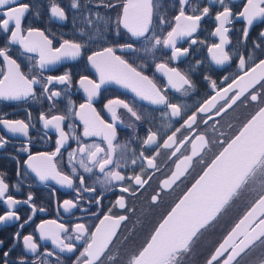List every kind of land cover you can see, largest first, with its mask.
<instances>
[{
    "label": "flooded vegetation",
    "instance_id": "obj_1",
    "mask_svg": "<svg viewBox=\"0 0 264 264\" xmlns=\"http://www.w3.org/2000/svg\"><path fill=\"white\" fill-rule=\"evenodd\" d=\"M77 2L79 7L74 8L72 7L73 0H17V6L29 5V10L22 18V34L26 35L28 28L40 29L49 39L53 40V47H59L64 39L87 45L82 55L74 60L65 59L41 70L37 63L38 54L28 53L18 44L6 45V41L10 39L11 28L8 34L0 28V47L9 48L8 54L20 64L21 71L29 78L32 75L40 78L41 74L47 77L59 76L66 71L71 73L70 84L54 82L48 86L47 93L41 85H35L34 97L30 96L20 101L0 100V114H6L4 118L21 119L26 122L30 119L28 137L8 133L0 125V135L7 140L6 145L0 148V173L3 174L0 178L9 186L5 198L11 195L17 200L24 201L29 193L32 194L30 204L21 203L13 208L7 206L4 202L5 198H0V216L8 211H14L19 216V220L0 222V241L3 242L0 244V264H21V260L24 264H75L85 241H69L67 236L75 235L72 229L78 223L85 224L90 231H94L95 226L106 214L113 217L126 216L127 220L118 226L117 235L114 237L113 244L102 256V262L103 264H128L130 257L145 244L162 218L202 174L206 164L222 150L221 144L216 141H226L237 134L241 126L261 106L258 102L250 101L246 92L231 109L221 116L214 117V120L209 121L208 124L201 123V117L198 115L197 125H194L195 131L189 132L184 129L177 134V140L184 137L194 138L198 132L206 136L210 142L209 146L199 156L193 158L191 166L171 188L161 190L162 181L169 178L176 170V164L180 159L184 155H191V144L185 143L181 147V152L176 156H171L170 153L174 149L157 147L155 144L145 145L144 139L150 131L156 132L158 143L162 145L163 140L176 128H180L187 115H191L205 99L215 95L220 89L226 88L233 79L243 75L250 66L264 59V37L259 35L264 30V17H257L253 24L248 26L246 19L238 15L247 5V0H224V4L219 3V0H187L184 4L185 15H201L204 7L209 8V13L202 16L197 31L192 36L183 37L177 42L176 46L181 49L187 48L188 53L178 59H170L172 49L158 45L153 50L152 42L144 38L131 37V34L122 26L119 35H116L115 20L121 11L120 0H112L115 4L113 8L105 7L100 0H77ZM53 5L63 8L67 19L61 20L52 16L51 7ZM153 6L151 32L148 35L154 32L163 38L176 24L174 18L179 15L180 3L179 0H153ZM225 6L229 7L233 13L230 23L225 25L229 29L226 34L229 43L223 46L230 59L223 64H217L212 59L209 49L212 45L220 43V37L213 34L219 25L215 16L223 11ZM261 6L264 7V5ZM97 13L110 18V23L106 26L103 20L97 19ZM89 19L92 23H88ZM161 19L163 23L160 22ZM245 28L248 29L246 39L243 37ZM192 40L196 43H191ZM125 43L134 44L137 51L117 50L116 55L127 60L137 71L149 76L170 103L181 106L182 115L173 117L170 115L171 110L166 106L141 101L134 93L114 82L102 85L99 95L93 98V108L107 123L113 122L111 113L105 107L109 100H124L141 117L137 120L122 107L116 108V113L122 123L116 122L117 139L113 141V144L117 147L113 159L119 161L121 165L127 164V167L121 169L123 174H140L141 165L146 167L147 164L146 161L139 159L141 153L149 157L159 153L155 160L157 168L146 170L145 178L151 177L149 183L144 188L138 189L135 195L124 194L126 208L120 209L115 204L122 195L120 182H113L108 186L102 185L97 178L102 180L104 173H100L98 167H93L91 173L85 172L79 166L78 161L81 154L78 151H76L73 163L69 164V152L77 150L82 145L92 144L99 145L107 152V142L102 136L83 135L84 122L77 113L81 111L79 105L87 103V93L81 86L80 79L87 76L90 80L99 82V74L86 57L105 47H116ZM240 56L246 60L245 69L239 67ZM158 63H166L169 67L178 69L191 81V86L185 85L183 89L173 88L168 84L167 77L157 70L156 64ZM6 71L7 65L3 58H0V80L3 79ZM212 81L216 82L215 89L212 87ZM238 83L243 84L239 81ZM256 88L259 89L260 86L257 85ZM233 90H238L236 85L233 86ZM53 91L61 92V96L50 100L48 96ZM231 94L230 92L229 95ZM41 114L49 119L54 115L65 117L61 127L68 133L69 138L61 147L60 153L54 157V163L59 171L73 178V188L61 186L55 181L42 182L28 168L26 162L29 154L54 152L57 147L56 141L59 139V133L54 128H44L43 121L39 118ZM213 128L215 131L212 130ZM23 147H27L29 151H22ZM134 158L137 159L136 165L131 164V159ZM72 167H76V173H72ZM108 170L110 169H106ZM80 175L84 176L85 184L78 194L75 188L81 187L77 181ZM87 187H94L95 191H84L83 189ZM157 193H159L158 200L153 202L151 197ZM78 195L77 206L66 212L63 209V201L73 200L75 202ZM97 198L100 200L99 205L95 203ZM32 205H35V211ZM29 217H31L30 220ZM26 220L27 223H25ZM47 220H55L57 224H63L69 229L68 233L62 232L61 236L65 238L66 243L75 245L73 252H62L50 239L40 238L39 225ZM18 232L20 237L17 239L16 233ZM26 235H31L38 245L36 252L25 248L23 237ZM4 252H8L6 260L3 256ZM108 257H114V259Z\"/></svg>",
    "mask_w": 264,
    "mask_h": 264
},
{
    "label": "snow or ice",
    "instance_id": "obj_2",
    "mask_svg": "<svg viewBox=\"0 0 264 264\" xmlns=\"http://www.w3.org/2000/svg\"><path fill=\"white\" fill-rule=\"evenodd\" d=\"M100 3L107 8L115 7L112 0H100ZM179 15L175 16L176 24L166 36L161 38L154 32H151L153 19V0H120L121 11L117 14L116 35H119L121 26L126 29L131 37L144 38L152 42L151 48L154 50L158 45L172 49L170 59H178L188 53V49H181L176 46L177 40L183 37H190L197 31L202 16L209 13V8L204 7L201 15H185L184 4L187 0H179ZM224 4V0H219ZM264 0H247V5L238 15L244 17L247 25L251 26L257 17H264ZM72 7H79L77 0H73ZM29 10V5H18L17 0H0V28L5 34H8L10 28L9 43L20 45L28 53L38 54V66L41 70L47 69L51 65H56L65 59H76L87 49V45L73 40L64 39L59 47H53V40L49 39L40 29L28 28L27 34H22V18ZM51 14L61 20L67 19L65 11L58 5L51 7ZM233 13L227 6L223 11L216 14L215 19L219 22L214 35L220 37V43L212 45L209 52L212 53V59L217 64H223L230 59L229 54L224 51V45L229 43V31L226 24L230 23V17ZM97 19L103 20L107 26L110 18L100 16L97 13ZM163 23V19L160 20ZM88 23H92L89 19ZM99 31V29H97ZM264 37V30L259 33ZM248 36V29L243 30V37ZM191 43H196L192 40ZM215 49V51H213ZM117 50H128L135 52L137 49L132 43L117 45L116 47H105L101 51L93 52L86 59L91 63L99 74V82L90 80L87 76L81 77L80 84L87 93V103L79 105L80 112L77 113L84 122V136H102L107 142V152L97 144L82 145L77 150L69 152V164H72L76 158V151L81 154L78 163L87 173L93 171V167H98L100 173H104L102 180L97 181L104 186L111 185L113 182H120V191L122 195L116 200L115 204L120 209L126 208L125 195H135L138 189L144 188L151 179L150 176L145 178L147 169H156V156H144L141 153L139 159L146 161V167L141 165L140 174L126 175L121 171L127 167V164L121 165L119 161H114L113 156L116 147L113 141L117 139L116 122L120 117L116 113L117 107H122L132 117L137 120L141 119L133 107L124 100H109L105 107L111 113L112 123L102 120L99 114L92 106L93 98L99 95L102 85L108 83L120 84L135 93L141 101H147L153 105H164L171 110L170 115L180 117L182 115L181 106L176 103H170L162 90L157 87L153 80L144 75L143 72L137 71L132 64L121 56L116 55ZM147 50V49H145ZM7 46L0 47V58L7 65V71L0 80V100L20 101L35 95V85H41L45 93L48 92V86L54 82L59 84H70L71 73L66 71L59 76H47L42 74L40 78L32 75L29 78L21 71L20 64L17 63L9 54ZM246 60L243 56L239 57V67L245 69ZM157 70L163 72L168 79V84L173 88L183 89L185 85L191 86V81L187 79L176 68L169 67L166 63L156 64ZM227 79V78H225ZM243 81V84L238 83ZM236 85L238 90H233ZM260 88L257 89L256 86ZM212 87L216 88V82L212 81ZM252 90V91H249ZM232 93L229 95V93ZM248 93V99L252 102H258L261 106L254 114L241 126L238 134L228 138L226 141L216 142L221 144L222 150L214 155V158L206 164L202 174L195 180L189 189L183 194L182 198L168 211L162 218L158 226L153 229L152 234L145 244L137 250L136 254L130 257L128 264H184V256L190 252L193 240L198 234L211 222L218 217L220 212L234 198L238 197L243 191L251 189L254 200L241 219L228 231L222 242L214 249L213 253L206 260V264H239L238 258L254 246L259 244L264 247V59H260L254 66H250L243 75L233 79L232 83L226 88H222L215 95L205 99L197 109L183 120L180 128H176L166 139L163 144L158 143L156 132H151L146 136L143 143L145 145H157L171 151V156H176L181 152V147L185 143L191 144V155H184L176 164V170L171 173L170 177L162 181L161 190L171 188L191 166L194 157L200 155L203 150L209 146V140L204 134L196 132L193 137H184L177 140V134L187 129L194 132V125H197L198 115L201 117L200 122L208 124L214 120V117L221 116L231 109L233 105L241 99L245 93ZM61 96V92L53 91L48 96L51 100L54 97ZM223 101V103H220ZM219 105V106H218ZM6 114H0V125L11 134H20L24 137L29 135L28 122L21 119H6ZM30 117V114H29ZM43 121L44 128H54L59 133V139L56 141L57 147L54 152H36L29 154L27 165L38 176L42 182L55 181L61 186L73 188L74 181L69 175L63 174L57 169L54 163L61 147L65 145L69 136L61 127L65 117L54 115L50 119L43 114L39 117ZM215 131V128L212 129ZM221 135H224L221 133ZM198 142V143H197ZM7 140L0 135V148L4 147ZM175 146V147H174ZM22 151H29L23 147ZM103 154V155H102ZM123 159V157H122ZM92 166H89V165ZM131 164L136 165L137 159H131ZM106 169H110L106 171ZM114 169V170H113ZM72 173H76V167L71 168ZM0 173V177H2ZM78 184L75 191L79 194L85 184L84 176L77 177ZM255 187L254 185H257ZM8 184L0 178V198H5L8 192ZM84 191L94 192V187H87ZM159 193L151 197L153 202L158 200ZM32 194L24 201L17 200L8 195L4 202L9 208H13L21 203L30 204ZM79 203V195L75 202L73 200H64L63 209L67 212L75 208ZM95 203L99 205L100 200L97 198ZM33 211L36 210L32 205ZM43 210V209H41ZM111 212V209H109ZM19 220V216L14 211H8L5 215L0 216V222L6 220ZM29 220L31 217L28 218ZM127 220L126 216L113 217L110 214L103 216L99 224L95 226L94 231H90L85 224L78 223L72 231L74 236H67L69 241L84 240L83 250L75 261V264H103L102 256L113 244L114 237L117 235V228L121 222ZM28 221L26 220L25 223ZM23 227V225H21ZM40 238L50 239L57 248L62 252L69 253L75 250L73 243H66L61 233H68L69 229L63 224H57L55 220L42 221L39 225ZM20 237L19 232L16 238ZM3 242L0 241V244ZM23 244L26 249L36 252L38 245L34 242L31 235L23 237ZM11 251V249H9ZM6 260L8 252H4ZM114 259V257H108ZM21 264H24L21 260Z\"/></svg>",
    "mask_w": 264,
    "mask_h": 264
},
{
    "label": "rangeland",
    "instance_id": "obj_3",
    "mask_svg": "<svg viewBox=\"0 0 264 264\" xmlns=\"http://www.w3.org/2000/svg\"><path fill=\"white\" fill-rule=\"evenodd\" d=\"M254 186L258 187V183ZM253 200L254 195L251 189H248L226 205L214 222L207 225L193 240L190 252L184 256L186 263L195 264L194 261L197 256L200 259L201 254L205 255L209 251L211 253L216 244L223 239ZM238 261L239 264H264V247L257 244L242 254Z\"/></svg>",
    "mask_w": 264,
    "mask_h": 264
},
{
    "label": "trees",
    "instance_id": "obj_4",
    "mask_svg": "<svg viewBox=\"0 0 264 264\" xmlns=\"http://www.w3.org/2000/svg\"><path fill=\"white\" fill-rule=\"evenodd\" d=\"M209 252H207V254H205V255L201 254L200 259H198V256H197V259H195V261H194L195 264H206V260L208 259L209 255H210ZM184 264H188V263H186L185 258H184ZM189 264H191V263H189Z\"/></svg>",
    "mask_w": 264,
    "mask_h": 264
},
{
    "label": "water",
    "instance_id": "obj_5",
    "mask_svg": "<svg viewBox=\"0 0 264 264\" xmlns=\"http://www.w3.org/2000/svg\"><path fill=\"white\" fill-rule=\"evenodd\" d=\"M179 40H180V39H178L177 42H178ZM213 51H215V50H213ZM211 56H212V53H211ZM91 66H92V65H91ZM94 70H95V68H94ZM95 71H96V70H95ZM162 73H163V72H162ZM163 75L166 76L164 73H163ZM166 77H167V76H166ZM239 82H243V81H239ZM243 83H244V82H243ZM126 89H127L128 91H131V90L128 89V88H126ZM131 92H132V91H131ZM132 93H133V92H132ZM134 94H135V93H134ZM237 134H238V133H237ZM194 182H195V181H194ZM194 182H193V183H194ZM193 183H192V184H193ZM190 187H191V186H190ZM190 187H189V188H190ZM189 188H188V189H189ZM182 196H183V195H182ZM182 196H181L180 198H182ZM178 201H179V200H178ZM178 201H177V202H178ZM177 202H176V203H177ZM247 210H248V209H247ZM244 214H245V213H244ZM244 214H243V215H244ZM243 215H242V216H243ZM242 216H241L239 219H241ZM239 219L236 221V223L239 221ZM236 223H235V224H236ZM209 224H210V223H209ZM209 224H208V225H209ZM235 224H234V225H235ZM234 225H233V226H234ZM233 226H232V227H233ZM227 233H228V232H227ZM225 236H226V235H225ZM225 236H224V237H225ZM224 237H223V238H224ZM222 240H223V239H222ZM222 240H221L220 242H222ZM220 242H219V243H220ZM217 246H218V245H217Z\"/></svg>",
    "mask_w": 264,
    "mask_h": 264
}]
</instances>
